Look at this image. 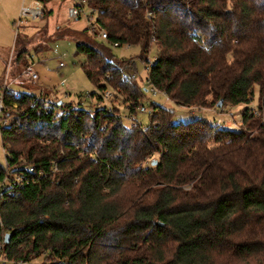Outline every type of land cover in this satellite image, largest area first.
I'll use <instances>...</instances> for the list:
<instances>
[{
  "label": "trees",
  "instance_id": "16d2710c",
  "mask_svg": "<svg viewBox=\"0 0 264 264\" xmlns=\"http://www.w3.org/2000/svg\"><path fill=\"white\" fill-rule=\"evenodd\" d=\"M85 1L97 20L73 35L84 37L81 66L97 88L88 97L102 104L112 95L87 109L82 94L66 103L6 93L5 158L27 182L0 193V258L264 264V0ZM115 43L139 46L147 64L156 47L149 84L122 78L136 68L114 57ZM29 53L21 46L15 61L26 66ZM149 86L189 108L249 104L256 87L259 101L239 130L203 118L176 124L156 103L149 125L130 129L121 110L146 107Z\"/></svg>",
  "mask_w": 264,
  "mask_h": 264
},
{
  "label": "rangeland",
  "instance_id": "374dc122",
  "mask_svg": "<svg viewBox=\"0 0 264 264\" xmlns=\"http://www.w3.org/2000/svg\"><path fill=\"white\" fill-rule=\"evenodd\" d=\"M33 0H0V88L8 83L11 90L15 92H27L36 95L49 94L52 101L58 100L66 103H78V95L87 96L82 106L84 108H100L108 105V101L99 104L96 99L88 97L92 92L97 91L95 85L85 75L81 64L85 61V55L77 50V42L84 39L82 36L76 38L73 33H80L84 29L90 28L95 23L98 13L90 7H86V14L80 18H74L70 14L73 5L72 0H50L43 6L44 18L33 20L24 19L20 23L21 8L23 4L31 5ZM90 17L92 19L90 20ZM60 29V30H59ZM100 34L98 39L101 40ZM93 38V33L88 35ZM24 40V41H23ZM23 41V43H21ZM25 46L31 54L35 56L34 68L39 74L36 82L25 79L23 74V62L17 63L15 58L21 48ZM111 50L117 60H133L135 69L128 73L137 74V79L141 84H145L149 76V67L156 59L157 49L152 47L148 59L150 64L143 62L139 56L141 49L139 46H112ZM64 66L61 67L60 63ZM144 104L146 108L151 103L163 106L174 111L173 122L187 123L202 117L212 125H221L228 129L239 130L242 122V112L247 107L256 109L259 101V87L255 89L254 99L249 104L227 106L225 109L218 108H198L185 107L176 104L169 99L166 94L158 92L153 95L150 90L145 93ZM149 109V108H148ZM121 114L126 125L130 114L122 108ZM2 127L9 124L10 119L2 116ZM134 118L144 126L149 125L150 116L148 112H138ZM5 150L2 138L0 137V164H6ZM155 157H158L157 155ZM45 254L35 257L29 264H44ZM0 264H14L5 262V258H0Z\"/></svg>",
  "mask_w": 264,
  "mask_h": 264
},
{
  "label": "built area",
  "instance_id": "2783aa9c",
  "mask_svg": "<svg viewBox=\"0 0 264 264\" xmlns=\"http://www.w3.org/2000/svg\"><path fill=\"white\" fill-rule=\"evenodd\" d=\"M33 1H34V3L31 5L23 4V6L21 8L20 23L18 24L19 26L21 23L24 22V19H26V18H31L33 20L44 18L45 12L43 10V7L36 0H33ZM72 1H73V5L70 8V14L72 17L80 18L82 15H85L87 13L86 12L87 2L85 0H72ZM25 2H26V0H24V3ZM93 11H95V10H93ZM89 18H90V20L92 19V17H90V16H89ZM107 37H108L107 32L105 30H102V32L100 34V38L106 39ZM114 46H119V43H115ZM26 57H27L28 64L26 66H24L22 76L25 79L36 82L37 80H39V74L34 68L35 56L33 54L29 53V54H27ZM60 66L63 67L64 63L61 62ZM121 76L124 79H130V80H136L137 79L136 72L128 73L127 71L122 70ZM149 83H150V80L147 79L146 84H149ZM148 90H150L153 95H156L158 92H160L158 89H156L155 87H151V86H149ZM9 91H11V89H10L8 83H5L0 88V137L1 138H2L1 133H2V119H3L2 116H3L4 111H5L4 100H5L6 93ZM16 94L18 95L19 92H16ZM111 95H112L111 91H107L105 93V99L110 98ZM140 111L141 112H147V108L142 106L140 108ZM127 119L129 120L128 125H129L130 129L137 127L138 120H136L134 118V115L128 116ZM198 119H202V117H199ZM30 171H33V168H30ZM25 182H27V181H26L24 175H22V174L11 175L10 170H9V164H8V162H6L5 176L2 179H0V193L3 191H7L10 188L22 186ZM17 264H26V263L18 262Z\"/></svg>",
  "mask_w": 264,
  "mask_h": 264
},
{
  "label": "water",
  "instance_id": "95a60500",
  "mask_svg": "<svg viewBox=\"0 0 264 264\" xmlns=\"http://www.w3.org/2000/svg\"><path fill=\"white\" fill-rule=\"evenodd\" d=\"M222 104H223V100H220L219 103H218V105H217V107H219V108L222 107ZM10 236H11L10 234H7L6 235V242L9 241Z\"/></svg>",
  "mask_w": 264,
  "mask_h": 264
},
{
  "label": "crops",
  "instance_id": "0c3cea01",
  "mask_svg": "<svg viewBox=\"0 0 264 264\" xmlns=\"http://www.w3.org/2000/svg\"><path fill=\"white\" fill-rule=\"evenodd\" d=\"M23 2H24V0H23ZM38 3H39V2H38ZM39 4H41V6L44 5V4H42V3H39ZM42 7H43V6H42Z\"/></svg>",
  "mask_w": 264,
  "mask_h": 264
}]
</instances>
